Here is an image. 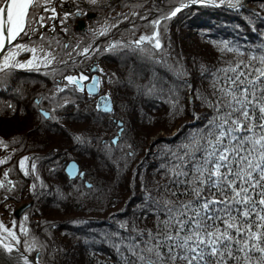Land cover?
Masks as SVG:
<instances>
[{"label": "trees", "instance_id": "16d2710c", "mask_svg": "<svg viewBox=\"0 0 264 264\" xmlns=\"http://www.w3.org/2000/svg\"><path fill=\"white\" fill-rule=\"evenodd\" d=\"M186 1L99 0L97 5H90L83 0L80 6L84 15L78 19L70 17L66 21L70 31L67 34L62 31L59 36L60 45L80 44L74 55L63 54L67 66H50L57 69L55 74L48 68L30 73L14 70L16 73L9 85L18 82L16 96L6 95V92L15 93L10 86L6 92L0 91L3 99L0 101V141L3 142L0 160L6 161L0 164V182L4 184V188H0L2 216L6 217L4 212L7 210L14 213L19 201H11L13 194L26 185L24 176L17 169L21 157H28L31 164H36V169L45 166L50 170L61 169V172L55 171L61 173L55 179L44 176L47 181L41 180L33 171L35 180L39 181L36 194L45 190L41 187L43 184L50 193L65 189L67 203H58L52 212L45 202L42 207H35L31 202V207L18 219L13 213L6 217L7 224L12 226L14 223L15 228L23 226L30 230L29 225L33 227V236L45 245L43 249H34L38 250L43 264H52L56 258L58 264H129L134 261L136 258L127 250L128 244L133 237L137 241L145 240L148 230L156 231L158 215L163 216L162 212L154 211L156 200L160 199L161 204L164 197L176 200L171 197V191L182 192L179 184L174 182L172 169L181 162L177 157L187 150L184 145L190 144L193 137H199L216 115L209 103L221 95L219 89L222 86L232 87L230 78L239 72L248 73L254 79L259 75L255 69L264 68L260 62V56L264 54V8L261 7L264 1L250 2L247 8L237 12L191 5L170 19H162ZM116 8L126 11L121 20L111 17ZM57 11L62 18L60 5ZM90 13L94 17L88 19L86 15ZM253 13L260 15L253 16ZM47 18L46 24L51 31L52 25L47 23ZM79 19L86 25L83 31L77 27ZM157 19L159 26L151 23ZM49 20L61 31L64 25L60 24V19ZM105 28L107 32L100 35ZM157 29L161 48L145 41L142 44L147 50L145 53L132 50L136 45H131V41L138 40L141 35L151 36ZM51 32H45V35L51 37ZM240 32L245 36L240 38ZM117 41L130 44V47L118 44L109 50V45ZM222 41H228L229 47L240 51H229ZM87 46H90V52L85 55L82 49ZM253 53L256 59L251 58ZM92 60L105 70L102 91L113 104V113L107 115L111 120L100 119L102 115L95 110V98L87 97L84 92L68 86L64 93L53 95L54 77L63 85L64 75L78 73L82 64L86 67ZM30 74L43 79L30 76L25 79ZM247 79L248 76L241 77L245 82ZM152 85L155 88L148 94L147 88ZM39 91L49 95L56 111L63 114L67 125L64 131L49 126L53 119L38 117L32 102ZM257 95H260L259 87ZM66 100L70 102L65 103ZM174 101H178L175 109ZM9 104L13 107L9 108ZM46 109L54 116L52 109ZM174 111L175 115L172 114ZM112 119L116 123L123 122V132L118 134L120 129ZM40 120L47 127L40 124ZM154 136L157 137L152 140ZM114 137H119L115 145L112 143ZM14 152L19 154L16 160L12 159ZM131 152L135 155H128ZM60 154L63 156L59 157ZM50 157L52 159H48ZM71 160L81 171L83 168L89 170L87 179L91 180L92 188L82 186L85 180L72 182L64 176L63 168ZM5 180L14 183L15 189L6 191L12 185ZM80 185L81 191H76ZM67 189L77 192L76 196ZM149 194L151 201L146 200ZM5 195L10 197V202L4 200ZM179 199L191 197L181 195ZM122 222L126 223V228H120ZM126 256L128 260H125Z\"/></svg>", "mask_w": 264, "mask_h": 264}, {"label": "snow or ice", "instance_id": "6c2138e0", "mask_svg": "<svg viewBox=\"0 0 264 264\" xmlns=\"http://www.w3.org/2000/svg\"><path fill=\"white\" fill-rule=\"evenodd\" d=\"M57 2L63 11L62 18L57 11ZM74 3L75 12L63 10L64 0H0V86H8L16 69L40 71L41 68H48L51 73H56L57 69L50 67L57 62L52 42L55 41L58 49L60 41L54 37H47L40 31L46 27L44 13H51L47 19H60V24L64 25L61 31L67 34L70 30L66 21L75 15H84L80 0H74ZM87 3L97 5L99 0H87ZM198 3L220 5L227 3L230 8L239 11L244 0H187L186 3L181 2L179 7L162 19H170L182 8ZM261 7L264 8V3ZM259 15L253 13V16ZM151 23L159 26L160 20H152ZM55 30L53 24L51 31ZM107 30V28L102 30L100 35H104ZM22 33L28 36V43L16 42ZM37 34L38 38L33 40L32 36ZM159 36L158 29L151 36L141 35L138 40L130 42L131 45H136L132 50L145 53L147 50L142 47L145 41H154V47L161 48ZM221 43L229 51H240L238 48L229 47L228 41ZM118 44H123L125 48L130 47V44L117 41L109 45V50L116 48ZM68 47V44L63 45L64 49ZM75 47L79 49L80 44L77 43ZM22 51L31 52V57L23 61L17 59ZM82 52L85 55L89 54L90 46L84 47ZM251 58L256 59L255 53ZM58 62L65 66L68 64L62 57ZM260 62L264 64V54L260 56ZM91 70L103 71L95 68ZM255 71L259 75L254 79L244 72L230 78L232 87L222 86L219 89L221 95L209 103L216 115L209 120L206 130H203L199 137H193L190 144L184 145L187 150L182 156L177 157L181 162L172 169L174 182L179 184L182 192L171 191V197H176V200L164 197L162 204L160 199L156 200L154 211L162 212L163 216L158 215L156 231L148 230L145 240L137 241L135 237L132 238L127 250L136 259L129 261V264H241V261L243 264H253L254 260L255 264H264V79H262L264 68H257ZM242 76H248L247 82L241 80ZM63 79L68 83L63 85L57 83L54 77V96L57 93H64L69 85L74 86L73 90L78 89L82 92L83 81L89 79L93 81L88 85V94L91 95L98 83L97 78H90L84 72H80L78 76L64 75ZM154 88L155 85L148 87L147 93L151 94ZM198 98L203 99L199 96ZM101 102L106 111H111L109 97H103ZM36 103L38 106L40 101ZM177 103L178 101L173 102L174 109ZM8 107L13 106L9 104ZM99 107L100 103L97 105V108ZM172 114L175 115V111ZM44 116L57 119L49 113H44ZM119 127L123 132L122 121ZM118 142L119 137L112 141L113 144ZM0 144L3 142L0 141ZM128 155L134 156L135 153L131 152ZM28 159L24 157L20 162L25 176L29 175L25 168V161ZM5 162L0 160V164ZM68 167L70 172L76 169L74 163ZM31 168L35 170L36 164L33 163ZM7 175L6 172L5 176ZM9 183L12 186L6 191L11 192L16 185L11 181ZM87 187L92 188V185L88 184ZM0 188H4L3 182H0ZM32 188L34 190L36 185L33 184ZM165 189L167 190V185ZM181 195L191 199L180 200ZM9 198L8 195L4 196V200ZM146 200L151 201L150 194ZM149 206L152 207L151 204ZM24 219L27 220L28 217L25 216ZM126 227V223L120 224V228ZM0 229L7 232L15 242L4 243V240L0 239V245L9 254L15 250L20 253L23 264H40L39 253L35 261H32L20 252L21 238L12 229L3 224H0ZM20 230L27 232L23 226ZM140 235L143 236V232H140ZM23 243L28 252L45 247L35 237L32 238L31 244L26 240ZM117 250H120L119 247ZM257 253L259 255H256ZM125 260H128L127 256Z\"/></svg>", "mask_w": 264, "mask_h": 264}, {"label": "bare ground", "instance_id": "6f19581e", "mask_svg": "<svg viewBox=\"0 0 264 264\" xmlns=\"http://www.w3.org/2000/svg\"><path fill=\"white\" fill-rule=\"evenodd\" d=\"M187 2V1H186ZM185 2V3H186ZM227 4V3H226ZM200 5V4H199ZM191 6V4H189V6L188 7H190ZM201 6V5H200ZM222 6H224V4H222ZM214 7H216V8H220V4H214ZM82 23H83V20H81V19H79ZM216 20H218V19H216ZM247 20V19H246ZM245 20V21H246ZM227 36H228V34H226ZM238 35V34H237ZM233 36V35H232ZM245 35H244V33L243 32H240V38H242V37H244ZM92 67H94L95 69H101V67L97 64V62H95L94 60H92L91 61V63H89L86 67L82 64V69L83 70H78V73L80 74V72H84L86 75H88L90 78L91 77H93V76H96L97 77V80H98V83H97V89H98V93L95 95L96 97H102V96H107L108 94L107 93H104L103 91H102V83H103V81H102V79H104L105 80V77L106 76H104V72H105V70L103 69V71L101 72V71H99V70H97V71H92L91 70V68ZM17 70H22V69H17ZM91 81H92V79H89V80H86V81H83V84H84V89H85V87L89 84V83H91ZM58 83V82H57ZM6 89L5 88H3V87H0V91H5ZM41 90H43V91H45L44 89H41ZM161 92H162V90H160ZM78 92H80L81 93V91H78ZM58 94V93H57ZM6 95H8V94H6ZM59 95V94H58ZM49 95H45L43 92H41V91H39L38 92V94H37V98L35 99H33V104L35 105V107L37 108V112L39 113V118L41 117L43 120H48L49 118H46L45 116H44V113H49V114H51L50 113V111L48 110V109H46V107H49L50 109H52V111H53V109H55V111H53L54 113V116L55 117H57V119H55L53 122H52V124L51 125H49L52 129H54V130H61V131H64L65 130V127H67V125L66 124H64L65 123V118H62V116H63V114L59 111V110H57L56 111V108L54 107L55 106V103L54 102H52L51 100H50V98L48 97ZM38 98H40V99H38ZM37 101H40V103H39V105L37 106ZM110 103H111V106H113V104H112V101L110 100ZM3 104V103H2ZM29 104H31V103H29ZM4 105V104H3ZM3 105H1V106H3ZM4 107V106H3ZM95 110L97 111V112H99L100 110L97 108V105H95ZM29 113H31L30 111H29ZM113 113V108H112V112L111 113H109V114H112ZM41 121V120H40ZM113 123L114 122H116V120H114V121H112ZM40 124H42L43 126H45L46 125V127H47V124L46 123H44L43 121H41L40 122ZM70 133V132H69ZM63 156V154H60L59 155V157H62ZM19 157V154L17 153V152H14V153H12V159L13 160H16L17 158ZM24 157H26V156H23V157H21L20 159H19V161H18V168L17 169H20L21 167H20V162H21V160H22V158H24ZM48 159H52L51 157L50 158H48ZM47 159V160H48ZM72 161H69L67 164H65V166H64V168H63V173L64 172H66V175H67V179H68V181H72V182H74L73 180H76V179H78V180H76V181H81V182H83L84 180V184L82 185V186H84L85 187V189H89L88 187H87V185L88 184H90L89 182L91 181V180H89V179H87V177L90 175V172H89V170L87 169V168H83V170L81 171V170H78V172H77V174L75 175V177H73V178H71L67 173H70V171H68V165L71 163ZM25 163L27 164V166H31L32 164L30 163V161L29 160H27V161H25ZM41 163H45V162H43V161H41ZM64 163H65V161H64ZM40 164V163H39ZM46 165V164H45ZM42 166H44V164L42 165ZM43 169H44V173H43ZM57 170V172H61V169L60 168H56V169H54V170H50L49 168H48V166H45V167H42V168H39V169H35L34 171H35V174L37 175V177H39L41 180H43V181H47V179H46V177L48 176V177H50V178H52V179H55V177L56 176H61V173H59V174H56L57 172H55ZM55 173H54V172ZM50 173V174H49ZM80 173H84L85 174V176L83 177V178H81L80 176ZM21 174V173H20ZM33 172H30V174L29 175H27V176H25V175H23L24 177H27L28 178V183L29 184H26L25 186H23V188L21 189V191L19 190L18 192H16V193H14L13 195H14V198L11 200V201H14V202H17V201H19V202H23L21 205L20 204H18L19 206L15 209V211H14V216H15V218L16 219H18L21 215H22V213L24 212V210L25 209H28V208H30L29 206L31 205V202L32 201H35L36 199H38V195L36 194V191L39 189L37 186H36V188L33 190V188H32V185L33 184H37L39 181L38 180H35V178H36V175H35ZM44 176H46V177H44ZM5 183H9V180H5ZM69 187H71L70 185H68ZM43 187H44V191H46V192H48V190H47V186L45 185V184H43ZM66 187V186H65ZM80 187H81V185L80 186H78L77 187V190L76 191H81L80 190ZM68 191H71V194L73 195V196H76V194H77V192L75 193L74 191H72V189L70 190V189H67ZM71 195V196H72ZM42 200H45V198H41ZM56 198L55 197H50V198H48V199H46V200H48V207H49V209L52 211V212H55V207L57 206V201L55 200ZM16 200V201H15ZM40 204V203H39ZM16 205H17V203H16ZM18 211H21L20 213H19V215L17 216L16 215V213L18 212ZM5 213V216L8 218V217H10L11 215H12V213H13V211H5L4 212ZM32 220V219H31ZM37 221L39 222L40 221V219L39 218H37ZM99 227V226H98ZM98 227H96L95 229H97ZM117 229V228H116ZM20 252H22L21 251V249H20ZM24 252H28V251H24ZM24 252H22L23 254H24ZM25 255V254H24ZM30 260H32V259H30ZM33 261V260H32ZM59 262H58V258H56L53 262H52V264H58ZM0 264H23V261L20 259V253H18V252H16L15 250L11 253V254H9L4 248H3V246L2 245H0Z\"/></svg>", "mask_w": 264, "mask_h": 264}, {"label": "rangeland", "instance_id": "374dc122", "mask_svg": "<svg viewBox=\"0 0 264 264\" xmlns=\"http://www.w3.org/2000/svg\"><path fill=\"white\" fill-rule=\"evenodd\" d=\"M252 1H259V0H252ZM81 4H83V0H80V5ZM58 5H60L58 2H57V5L56 6H58ZM204 5H206V4H204ZM179 7V6H178ZM63 10H66V11H73V12H75V3H74V0H64V9ZM62 13H63V11H61ZM125 13H126V11H124V10H119V9H115V12L114 13H112V15H111V17H113V18H119L118 20H121L122 18H123V15H125ZM44 15H45V17H50L51 16V13H44ZM81 15H75L74 17L76 18V19H78L79 17H80ZM87 16V18L88 19H91V18H93L94 17V14H87L86 15ZM79 22H80V20H78L77 21V27H78V29L80 30V31H83V29H85L86 28V25L84 24V20H83V29H80L79 28ZM48 24H51V25H53L51 22H50V20L48 19V22H47ZM41 29H43L42 31H41ZM40 29V31L41 32H43L44 34H45V32H51L50 31V28L47 26V24H46V27L45 28H41ZM156 31V30H155ZM154 31V32H155ZM60 33H63L62 31H59L58 30V27H56V30H55V32H51V37H54L55 39H59V36H60ZM38 38V34L37 35H33L32 36V39L33 40H36ZM26 41H29V38H28V36H25L23 33L21 34V37H18V40L16 41V42H19V43H25ZM16 42H13V43H16ZM31 46V45H30ZM76 45H69V48H68V50L67 49H64L63 48V45H60V47L57 49V46H56V44H55V41L53 40V42H52V48L54 49V50H56V53H57V62L54 64V65H59V66H62V64H60L58 61H59V59L63 56V54L66 52V53H68L69 55H74V53L76 52V47H75ZM31 52H28V51H22L21 53H20V55L17 57V59H19V60H26V59H28V58H30L31 57ZM95 62H96V60H94ZM53 65V66H54ZM41 69H45V68H41ZM17 70V69H16ZM83 70V69H82ZM32 70H28V69H22V72H24V73H30ZM14 73H16V71H14ZM35 77L34 79H43V78H40V77H37V76H35V75H28V76H26V78L25 79H28V77ZM76 76H78V75H76ZM102 81H104V79H102ZM58 83H60V82H58ZM63 83L64 84H67L68 82L66 81V80H63ZM17 84H18V82H13V84L12 85H9L8 84V86L7 87H4V86H1V87H3V88H5L6 90H5V92L6 91H8V87L10 86L11 87V90L13 91V92H15V93H10V92H6V93H8V95H9V97H15L16 96V93H17V91H16V87H17ZM62 84V83H61ZM133 84H136V83H134L133 82ZM71 87V88H70ZM127 87V86H126ZM128 87H130V86H128ZM69 89H74V86L73 85H69ZM30 91H32V90H30ZM75 91H79L78 89L77 90H75ZM2 92V91H1ZM82 92H84V91H82ZM81 92V93H82ZM85 93V92H84ZM61 94V93H60ZM7 95V96H8ZM29 95H31L30 93H29ZM86 95V94H85ZM87 96V95H86ZM88 97V96H87ZM3 99L2 98H0V101H2ZM9 100H11V99H9ZM12 101V100H11ZM1 105H3V104H1ZM24 105V108H25V106H26V103H24L23 104ZM64 109V108H63ZM99 113L102 115V117L100 118L101 120H104V119H107V120H111L110 118H108L107 117V115L108 114H106V113H104V112H102V111H99ZM110 115V114H109ZM113 120V119H112ZM159 136H160V134H159ZM157 136H154V137H152V140H154L155 138H156ZM72 162H74L75 164H77L75 161H73V160H71ZM78 165V164H77ZM79 166V165H78ZM25 168L28 170V172H29V174H30V172H33L34 170H32V168H31V166H27V164L25 163ZM78 170H80V168H78ZM18 171L22 174V175H24V170H22L21 168L20 169H18ZM64 174V176L65 177H67V175H66V172H64L63 173ZM24 178V181H25V184H29L28 183V178L27 177H23ZM38 196L40 197V198H45V200H42V199H40L39 197H38V199H36L35 201H32V203L34 202V204H32L33 206H35V207H42L41 206V204H43L44 202H45V205H48V200H46V199H48V198H50V197H55L56 199V201H57V203H59L58 205H62V204H65V203H67L68 202V198H67V196H66V192H65V189H63V190H61L59 193H50V192H46V191H43V190H40L39 192H38ZM8 202H10V200H8ZM8 202L5 204V205H8ZM40 203V204H39ZM17 204H19V202L17 203ZM16 206V205H15ZM19 206V205H18ZM31 207V206H30ZM57 212V211H56ZM62 212V211H61ZM58 213V212H57ZM60 216V215H59ZM63 216V215H62ZM13 217L15 218V216H14V213H13ZM8 219L6 218V217H4V216H2V213H1V210H0V224H3L4 226H6L7 228H9V229H12L20 238H21V241H22V243L19 245V248L21 249V251L22 252H24V251H26L25 250V245H24V243H23V241H27L28 242V244H31L32 243V238L34 237L33 236V233H32V226H30L29 225V227H30V230H27V232H22L20 229V227H18V228H13L12 226L14 225V223H12L13 225L11 226V225H9V223L7 224V221ZM61 220H63V219H61ZM56 223H57V221H56ZM21 224L22 225H26V224H24L23 222H21ZM62 225V224H61ZM41 231H42V229H41ZM0 239H3L4 240V243H9V242H11V243H15L14 241H12L11 240V238L8 236V233L7 232H4L2 229H0ZM37 253H39L38 252V250H33V251H31V252H24V254L25 255H27L28 257H29V259H32L33 261H35V258H36V256H37ZM40 264H43L42 262H40Z\"/></svg>", "mask_w": 264, "mask_h": 264}, {"label": "water", "instance_id": "95a60500", "mask_svg": "<svg viewBox=\"0 0 264 264\" xmlns=\"http://www.w3.org/2000/svg\"><path fill=\"white\" fill-rule=\"evenodd\" d=\"M249 1H251V0H244V4L245 3H247V2H249ZM209 5H213V4H209ZM229 8V9H232V8H230L229 6H225V8ZM235 10V9H234ZM79 28L80 29H83V23L80 21L79 22ZM94 67H92L91 69H93ZM76 76V75H75ZM93 77H95V78H97L96 76H93ZM93 83V81H91V83H89L88 85H90V84H92ZM88 85L85 87V91H86V93L88 94ZM98 93V89H97V84H96V86H95V88L92 90V94H91V96H95L96 94ZM89 95V94H88ZM103 97H107V96H102V97H99V98H97V101H96V105H98V103H100V107L98 108L100 111H102V112H104V113H111L112 112V106H111V103L109 104V108L111 109V111H106L105 110V107H104V105H103V103L101 102L102 101V98ZM114 121V120H113ZM119 123L120 122H118L117 123V126L119 127ZM120 128V127H119ZM119 132H120V130H119ZM114 140V139H113ZM74 162H71L69 165H71V164H73ZM75 164V163H74ZM68 165V166H69ZM76 165V169L75 170H72L70 173H67L71 178H73V177H75V175L77 174V172H78V166H77V164H75ZM68 171H70L69 170V167H68ZM21 211H18L17 213H16V215L18 216L19 215V213H20Z\"/></svg>", "mask_w": 264, "mask_h": 264}]
</instances>
